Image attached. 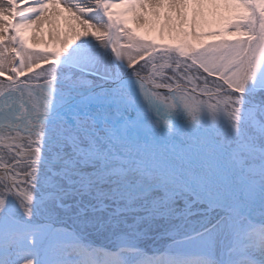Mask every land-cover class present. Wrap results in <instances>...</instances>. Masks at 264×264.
I'll use <instances>...</instances> for the list:
<instances>
[{
    "label": "snow or ice",
    "instance_id": "6c2138e0",
    "mask_svg": "<svg viewBox=\"0 0 264 264\" xmlns=\"http://www.w3.org/2000/svg\"><path fill=\"white\" fill-rule=\"evenodd\" d=\"M0 77V264H264V0H0Z\"/></svg>",
    "mask_w": 264,
    "mask_h": 264
},
{
    "label": "bare ground",
    "instance_id": "6f19581e",
    "mask_svg": "<svg viewBox=\"0 0 264 264\" xmlns=\"http://www.w3.org/2000/svg\"><path fill=\"white\" fill-rule=\"evenodd\" d=\"M55 7H53V12H55ZM71 24L70 20H66L64 18H61L60 20V25L63 28H67L68 25ZM35 33H38L39 35L34 37L35 41L40 44L44 45H50L52 44V38L48 35V25H44L42 28L37 27L36 29L33 30ZM32 34V33H31Z\"/></svg>",
    "mask_w": 264,
    "mask_h": 264
},
{
    "label": "rangeland",
    "instance_id": "374dc122",
    "mask_svg": "<svg viewBox=\"0 0 264 264\" xmlns=\"http://www.w3.org/2000/svg\"><path fill=\"white\" fill-rule=\"evenodd\" d=\"M55 7V6H54ZM28 35H31V33H27ZM37 41V40H36ZM35 41V39L33 38L32 40H30V43H32L33 45H36L37 47H39V48H44V47H51L52 46V44H50V45H44V44H40V43H37ZM0 79H5V78H3V77H0ZM148 243L150 244L151 243V241H148Z\"/></svg>",
    "mask_w": 264,
    "mask_h": 264
}]
</instances>
